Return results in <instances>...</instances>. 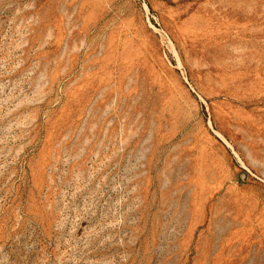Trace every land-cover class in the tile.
Here are the masks:
<instances>
[{
    "label": "rangeland",
    "instance_id": "rangeland-1",
    "mask_svg": "<svg viewBox=\"0 0 264 264\" xmlns=\"http://www.w3.org/2000/svg\"><path fill=\"white\" fill-rule=\"evenodd\" d=\"M0 264H264V0H0Z\"/></svg>",
    "mask_w": 264,
    "mask_h": 264
}]
</instances>
